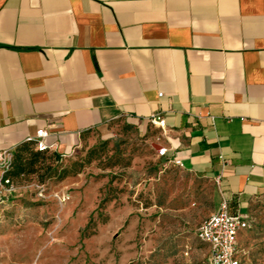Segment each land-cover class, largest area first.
<instances>
[{
    "label": "crops",
    "instance_id": "0c3cea01",
    "mask_svg": "<svg viewBox=\"0 0 264 264\" xmlns=\"http://www.w3.org/2000/svg\"><path fill=\"white\" fill-rule=\"evenodd\" d=\"M121 121L245 216L264 194V0H0V154L45 130L69 157Z\"/></svg>",
    "mask_w": 264,
    "mask_h": 264
},
{
    "label": "rangeland",
    "instance_id": "374dc122",
    "mask_svg": "<svg viewBox=\"0 0 264 264\" xmlns=\"http://www.w3.org/2000/svg\"><path fill=\"white\" fill-rule=\"evenodd\" d=\"M152 136L121 121L85 139L42 186L17 182L0 206V264H208L196 236L219 202L214 179L157 159ZM66 194L61 204L57 196ZM238 239L241 264H264V194ZM92 221L94 235L82 231Z\"/></svg>",
    "mask_w": 264,
    "mask_h": 264
},
{
    "label": "built area",
    "instance_id": "2783aa9c",
    "mask_svg": "<svg viewBox=\"0 0 264 264\" xmlns=\"http://www.w3.org/2000/svg\"><path fill=\"white\" fill-rule=\"evenodd\" d=\"M161 96V94H160ZM149 125L154 129L164 132L166 124L160 114H152L148 118ZM47 136L45 130H39L36 134L35 149L41 152L49 150L43 140ZM155 156L157 159H167L168 149L159 143L156 139L153 143ZM12 156L8 153L0 154V206L4 205L8 198H12L16 193V187L9 179L5 177L8 171ZM169 164L182 168L183 165L178 162L167 160ZM218 180L216 183L218 184ZM61 204L69 201L66 194L57 196ZM247 227V217L230 212V204L222 199L216 211L212 213L199 226L196 236L197 239L205 244L209 250L208 264H241L237 256L238 234Z\"/></svg>",
    "mask_w": 264,
    "mask_h": 264
},
{
    "label": "trees",
    "instance_id": "16d2710c",
    "mask_svg": "<svg viewBox=\"0 0 264 264\" xmlns=\"http://www.w3.org/2000/svg\"><path fill=\"white\" fill-rule=\"evenodd\" d=\"M63 158L66 157L57 152H50L49 150L44 152L38 151L35 149V141L27 140L25 143L17 146L12 153L11 162L8 171L5 173V177L9 179L14 186H16L17 182L28 179L34 180L37 185L42 186L47 180L56 177L57 169L55 166L59 165ZM160 160L164 159L161 158ZM236 209L237 203L232 202L230 204V212L236 214ZM247 227L239 232L238 239ZM94 229L95 224H92V221H90L82 231V237L90 238L95 233Z\"/></svg>",
    "mask_w": 264,
    "mask_h": 264
}]
</instances>
